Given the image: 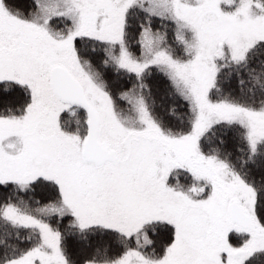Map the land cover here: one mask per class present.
I'll return each instance as SVG.
<instances>
[{
  "label": "snow or ice",
  "instance_id": "obj_1",
  "mask_svg": "<svg viewBox=\"0 0 264 264\" xmlns=\"http://www.w3.org/2000/svg\"><path fill=\"white\" fill-rule=\"evenodd\" d=\"M0 264H264V0H0Z\"/></svg>",
  "mask_w": 264,
  "mask_h": 264
}]
</instances>
